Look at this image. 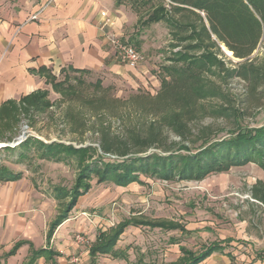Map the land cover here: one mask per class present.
Masks as SVG:
<instances>
[{
  "label": "trees",
  "instance_id": "1",
  "mask_svg": "<svg viewBox=\"0 0 264 264\" xmlns=\"http://www.w3.org/2000/svg\"><path fill=\"white\" fill-rule=\"evenodd\" d=\"M130 2L136 11L152 9L143 23L168 25L172 53L160 75L157 93L137 90L121 99L98 87L88 98L77 92L65 96L70 102L77 100L95 116L92 134L97 135V146L77 147L29 138L14 148L3 147L10 155L16 154V162L20 163L36 156L58 162L72 158L79 161L81 170L75 186L70 191L55 187L51 192L60 202L70 197V203L52 221L49 237L68 219L78 198L92 188V175L99 183L126 186L141 181L142 175L166 181H202L211 174L250 163L264 170V125L251 131L241 128L232 136L213 140V126L200 123L205 115L236 122L238 108L224 86L228 80L244 79L247 82L244 94L256 96L261 89L264 91V58L254 56L259 45L264 44V0H157L156 6L152 0ZM122 3L127 2L118 0V4ZM222 45L240 59L233 67H227L218 58ZM209 75L218 80L210 79ZM65 76L63 81L72 80L71 76ZM51 83L53 89H58L62 82L52 77ZM47 97L48 91H40L24 97L20 104H10L11 107L0 110V121H8L21 111L46 110L52 106ZM207 98L220 103L207 106L203 102ZM100 115L116 118L119 124L114 129L110 122L99 120ZM171 134L179 140H173ZM199 141L201 144L197 145ZM98 149L103 156L114 155L115 159L93 160ZM22 176L23 172L0 162V180L14 181ZM252 192L264 203L263 181H258ZM138 223L143 222L126 220L117 229L101 230L90 249L91 254H117L115 246L125 227ZM167 225L178 227L172 222ZM222 249L218 242L204 246L199 252L182 248L184 255L174 264H198Z\"/></svg>",
  "mask_w": 264,
  "mask_h": 264
},
{
  "label": "rangeland",
  "instance_id": "2",
  "mask_svg": "<svg viewBox=\"0 0 264 264\" xmlns=\"http://www.w3.org/2000/svg\"><path fill=\"white\" fill-rule=\"evenodd\" d=\"M124 1L132 10L134 34L141 36L137 39L141 45L136 46L143 53L144 60H149L152 72L160 77L172 53L168 25L166 22L143 23L152 9L136 11L131 0ZM152 2L158 5L157 0ZM254 56L264 58V44L259 45ZM218 58L227 67L238 62L222 46ZM65 75L71 76L72 80L63 81ZM209 77L218 80L215 76ZM58 81L62 82L58 89H52L51 85L47 87L50 93L46 99L51 102V107L41 112L21 111L8 121H0V162L16 172H23V177L28 180L26 184L35 191V203L47 206L46 219H53L70 203V197L60 202L52 197L51 192L55 187L70 191L75 186L81 170L79 161L72 158L58 162L36 156L20 163L16 162V154L10 155L11 152L3 147L14 148L29 138L64 142L77 147L97 146V135L92 134L95 116L82 108L77 100L70 102L65 96L77 92L88 98L96 88L103 87L114 97L123 99L137 90L156 94L160 88V85L151 83L148 87L132 86L122 80L108 79L101 73L73 70L62 72ZM224 86L237 105L236 122L224 117L203 116L200 123L213 126V140L232 136L241 128L251 131L263 126L264 91L261 89L256 96L249 92L242 94L240 82L235 78ZM203 102L207 106L220 103L208 98ZM97 118L110 122L114 129L119 124L118 119L107 115ZM24 124L29 125L30 135L14 145ZM171 138L179 140L173 134ZM199 144L201 141L197 142ZM102 154L98 149L92 159H115L114 155ZM140 180L119 186L111 182L99 183L96 176H91L92 188L78 198L69 213V219L86 224L85 228L78 227L73 231L74 241L77 234L83 236L84 242L79 244L83 250H74L70 254L82 256L84 250L91 248L101 230L117 229L120 223L133 219L143 223L128 225L120 235L116 246L127 254V258L116 260L119 264H174L184 255L182 248L199 252L202 246L227 237L234 239L227 251L244 254L243 263H246L253 252L251 240L259 249L264 246V204L252 192L258 181L264 182V170L258 165L234 167L228 172L211 174L202 181H166L144 175ZM168 222L178 227H168ZM160 223L166 226L157 225Z\"/></svg>",
  "mask_w": 264,
  "mask_h": 264
},
{
  "label": "crops",
  "instance_id": "3",
  "mask_svg": "<svg viewBox=\"0 0 264 264\" xmlns=\"http://www.w3.org/2000/svg\"><path fill=\"white\" fill-rule=\"evenodd\" d=\"M42 6L43 0H0V110L40 91H48L49 95L47 87L53 89L52 77L59 79L70 69L101 73L132 86L161 85L148 59L131 68L111 45L112 35L133 44L136 39L141 45L127 3L56 0L46 9ZM27 181L23 176L14 181L0 180V264H70V252L83 250L73 240V231L86 224L68 217L49 237L55 217L46 219L47 206L35 203V191ZM233 240L227 237L212 241L223 249L198 264H264V246L259 249L251 240L253 252L243 263L244 254L227 251ZM90 249L82 252V264H119L115 261L127 258L117 246V254L93 255Z\"/></svg>",
  "mask_w": 264,
  "mask_h": 264
},
{
  "label": "built area",
  "instance_id": "4",
  "mask_svg": "<svg viewBox=\"0 0 264 264\" xmlns=\"http://www.w3.org/2000/svg\"><path fill=\"white\" fill-rule=\"evenodd\" d=\"M55 1L56 0H43L42 9H46L47 7L51 6L52 4H54ZM110 42L113 48L115 49L118 57L127 66L131 68H136L139 64H141L144 61L143 53L132 42H129L116 35L110 36ZM235 79L240 82V86L242 87L241 93L244 94L247 90V82L240 77H236ZM29 133H30L29 125L24 124L22 126L19 136L17 137V141L14 145H17L23 142L24 140H26L27 137L30 135ZM76 242L78 244L84 242V238L81 234L76 235ZM68 260L70 264H82L81 254H77V253L70 254Z\"/></svg>",
  "mask_w": 264,
  "mask_h": 264
},
{
  "label": "water",
  "instance_id": "5",
  "mask_svg": "<svg viewBox=\"0 0 264 264\" xmlns=\"http://www.w3.org/2000/svg\"><path fill=\"white\" fill-rule=\"evenodd\" d=\"M222 48L224 49V50H229L225 45H222ZM230 51V50H229ZM230 55H232L233 57H234V55H233V52L231 51V54ZM236 58V57H235ZM237 60L238 61H240V59L239 58H237Z\"/></svg>",
  "mask_w": 264,
  "mask_h": 264
},
{
  "label": "bare ground",
  "instance_id": "6",
  "mask_svg": "<svg viewBox=\"0 0 264 264\" xmlns=\"http://www.w3.org/2000/svg\"><path fill=\"white\" fill-rule=\"evenodd\" d=\"M226 51H227L228 54H231V51H229V50H226Z\"/></svg>",
  "mask_w": 264,
  "mask_h": 264
}]
</instances>
